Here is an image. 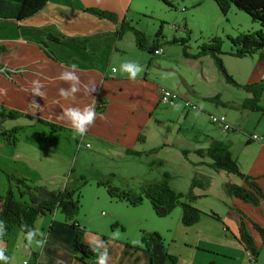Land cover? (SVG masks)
<instances>
[{
	"label": "crops",
	"instance_id": "0c3cea01",
	"mask_svg": "<svg viewBox=\"0 0 264 264\" xmlns=\"http://www.w3.org/2000/svg\"><path fill=\"white\" fill-rule=\"evenodd\" d=\"M139 5L140 0H46L38 11L18 21L0 18V46L3 47L0 50V63L13 70L9 76L0 74V112L13 109L25 113L28 116L25 117L26 123L15 126L21 127V131L32 126L34 118H41L66 128L60 131L74 133L72 137H67L71 140V150L74 149V144L77 153L81 149L87 150L80 152L81 157L96 156L109 161L117 159L122 165H129L132 169L135 164L143 166L142 163H146L147 157L153 158L156 161L150 160L149 164L157 165L156 174H159L160 170L169 176L168 184L175 191H184L193 175L209 177L210 182L204 190L195 189L194 192L201 196L194 201V205L203 212L212 210L218 219L202 213L196 222L184 226L179 221L180 208H175L171 221L164 229L153 227L161 236L166 251L175 255V264H264V242L255 228L257 226L264 232V144L251 140L250 134H246L242 139L237 138L231 134L239 128L235 119L229 118L220 109L211 111L209 105L214 103L204 98L219 95V92L206 93L205 88L196 87V84H205L202 66L203 62L208 63L205 55L188 59L178 52V44L167 42L165 36L162 40L158 39L159 53H147L135 46L133 35L129 31L118 38L115 37L113 31L117 22L97 18L84 11L85 7L109 10L118 19L124 18L133 24V16L141 11ZM135 27L145 33L143 29ZM47 34L64 36L58 41L45 40L46 48L55 59L48 57L36 43L44 40ZM152 35L147 39L148 42L151 41ZM174 35L178 36V33ZM65 37H77L84 40V43ZM261 53L263 56H256L254 63L247 67L244 81L234 79L235 82L245 84L264 78V51ZM124 62H134L142 66L143 71L135 80L129 79L128 74L120 70ZM172 62L185 63L184 68H189V74H184L186 69L174 68ZM73 64L77 65L76 71L70 67ZM65 71L74 72L79 77L80 91L74 98L65 99L59 95L61 88L70 87L59 79L60 74ZM211 74H214L213 69ZM33 81H39L43 85L41 91L45 93L43 97H36L40 109L34 115V110L29 106L33 98ZM89 82H94L97 87V91L92 95L84 92V85ZM160 88H167L178 94L179 97L173 105L159 102ZM249 96L246 95L243 99ZM184 100L197 104L196 109L185 106ZM196 100H201V103ZM98 101H101L102 108L96 111L97 119L83 137L74 132L70 122L59 118L62 112L70 107L83 109ZM226 102L228 106L222 107L232 111L248 110L240 108L241 102L235 105L230 99ZM261 107L257 123L264 117V106ZM188 109L196 112L190 114ZM200 112L207 115L223 114L230 124V129L222 131L216 127L217 131H222L217 135L215 132L203 133L197 123ZM101 115L103 119L100 118ZM179 117L188 122L184 130L187 132L185 139L191 143L190 148H179L173 144L172 131L177 133L182 130L180 125L175 127L172 124ZM34 132L33 137L48 141L49 137L44 134V130L34 129ZM258 132L264 133V128ZM212 140L223 142L235 159L239 171L257 184L262 196L256 204L242 201L222 191L223 181L242 185L240 180L219 171L214 172L206 165L198 163L208 159L199 157L192 151L205 149ZM18 141L20 140L15 139L13 143H9L4 140L7 145H3L12 150L5 152L3 159L7 162L0 163L1 168H5L7 174L23 177L32 184L44 185L49 189L62 188L66 183L62 180L63 173L56 171L53 174H44L39 171L35 163L29 160L37 159L41 154L25 148L17 150ZM160 144L167 145L138 156L123 152L125 148L147 151ZM169 148H176L178 152L179 149L187 150L185 156L180 154L184 162L183 169H187L184 172L187 176L181 184L172 185L177 175L165 169L167 160L161 153ZM108 167L107 175L124 176L117 167ZM135 173L137 171L128 170L125 176L128 179ZM215 175L219 193L214 198L212 188ZM149 180L158 179L154 177ZM12 183L9 182L11 188ZM7 186L8 182L4 176V179H0V194ZM202 200L209 201L204 206L198 205ZM116 201L131 208L142 203L141 200L140 204L132 206L124 201ZM58 212L54 210L34 220L33 226L38 238L32 243L24 241L17 227L12 228L6 240H0V248L5 250V255L9 258L8 264L22 259L26 260L27 264H97V258L82 259L74 253L72 240L76 234L83 243L89 245L93 239L98 238L93 246H99L101 251L106 244L109 256L107 264H149L148 252L140 244L139 235L141 230L152 229L149 225H142L135 215H123L120 211L116 215L113 209L102 221L87 215L74 217L77 226L71 227ZM240 227L253 243V256L237 240Z\"/></svg>",
	"mask_w": 264,
	"mask_h": 264
},
{
	"label": "rangeland",
	"instance_id": "374dc122",
	"mask_svg": "<svg viewBox=\"0 0 264 264\" xmlns=\"http://www.w3.org/2000/svg\"><path fill=\"white\" fill-rule=\"evenodd\" d=\"M168 1L173 5V7L164 5L160 0H140V5L138 6L141 10L139 11L140 14L134 15L132 22L135 26L145 31L146 39L151 37L154 30L160 24V31L162 35L161 38L165 36L167 42H171V39L173 37H186L185 51L192 54L197 51V46L199 43L205 42L211 37L217 36L220 39V54L218 55V57L220 58L225 72L235 80L244 81L247 67L251 66L254 63V61L256 60V55H246L240 58L231 56L229 54L231 45L226 36H233L237 32H253L257 29H260V31L264 35V27L259 26L255 21H252L244 12L234 8L233 6H230L226 10V13L224 15L221 14L213 0ZM174 25H177L178 29H176ZM177 33L178 36H175L174 34ZM178 52L181 53V47L179 44ZM205 59H207L208 63L203 62L204 64L202 66L203 73L205 74L204 77L206 79V85H203V83L196 84V87H198L199 89L205 88L206 93L219 92L218 98L219 100H222V98H224L222 100L225 102L224 106H228V102L226 101L229 99L232 100L233 105H235L239 104L242 101L243 97L249 95L241 88L225 82L222 78V75L216 69L212 58L209 55H205ZM172 65L177 69H186L184 74H189V68H184L185 63L172 62ZM212 69L214 74H211ZM172 86L175 90L174 84ZM196 101L201 103V100ZM257 103L260 106H264V87ZM209 106L211 108V111L214 112L220 109L224 111L229 118L235 119V121L239 124V128L235 129L231 134L239 139H242L246 134H258V131L264 128V117L261 122L257 123V119L261 115L260 111L247 110V112H235L229 108H224L222 107V105H219L217 103H215L214 105L210 104ZM189 112H191L190 114H193L196 112V110H189ZM5 114L6 110L0 112V163L7 162L6 159H3V156L5 155V152H8V150H12L9 147L4 146L7 144L6 142H4L5 139L3 138L4 136L2 135V132L15 127L16 125L21 126V124H25L27 121L25 117L9 118L5 116ZM197 123L199 125V129H201L203 133L214 134L215 132L217 135L222 132L217 131L216 127L209 123L207 119V113L200 112ZM172 124L175 127H177L178 125L182 127V130L177 133L172 131L171 138H173V144L179 148H190L191 143L185 139L187 132L184 130V128L188 126V122L185 120L183 121V119L179 117L175 122H172ZM34 129L44 130V134L49 137L48 141L39 137H33L35 136ZM11 135H14L15 139L20 140L18 141L17 150H22L25 148L28 151H33L41 154L37 159L29 160L32 163H35L39 171L43 172L44 174H53L56 171L59 173H63L62 180L66 181L67 186L71 187L72 189L76 188L78 193V208L74 217L87 215L93 217L96 220L102 221L111 214V211H113V209H115L116 215L119 211L123 215H128L127 213L135 215V217L138 218V221H140L142 225H149L151 227L152 230L149 231L158 233L157 231L153 230V227H161L164 229V226L171 221L173 210L175 208H180L178 205H175L166 215L158 217L155 216L151 211L147 199L142 198V203L140 204L139 202L140 205H136L132 208L127 207L126 205L116 201L115 199L108 197L105 188L102 185L96 183L99 179H106L108 180L109 185L117 187L118 189L137 192L138 186L142 182L151 181L149 179H153L154 177H157V179H159V177L161 176L160 174H162V171L160 170H158L159 174H156L158 168L157 165L149 164L150 160L156 161L153 158L147 157L146 163H142L144 167L139 164H135V168L132 169L129 165H122L123 163L119 162L117 159L109 161L99 159V157L96 156H93L92 158H87L86 156L81 157L80 152L83 151L84 153L87 150L85 151V149H81V151L77 153L75 144L74 149L71 150V140L70 138L67 139L68 136L72 137L74 133L63 131L52 132L46 126L40 125L38 123H32V126L23 128V131H21V129L19 128L16 131L12 132ZM161 156L167 160V166L165 169L169 170L174 175H177L172 185L181 184L184 177L187 176V174L185 176L184 173L187 171V169H183L184 162L181 160L180 153L176 148H169L168 151H163L161 153ZM108 165H110V167L115 166L120 169V173H122L124 176L126 174V171L128 172V170L137 171V173H135V175H132L128 179L126 178V176L124 177L121 175H107L106 171L107 169H109ZM4 169L5 168H1L0 166V179H4L5 174H7ZM28 170L29 169H26V171ZM219 172H221V174L224 173L220 170ZM230 176L234 179H237V177H235L234 175ZM208 179L210 182L209 177ZM216 181L217 176L215 175L213 183L214 188H212V190H214V198L219 193V190L216 187ZM13 184L14 183H12V190H14L15 188ZM187 187L184 191L181 190L182 192H179L184 193L187 190ZM195 189L198 188H193V192L195 191ZM208 201L209 200H202L198 203V205L204 206ZM111 226L112 228H114L113 223L111 224Z\"/></svg>",
	"mask_w": 264,
	"mask_h": 264
},
{
	"label": "trees",
	"instance_id": "16d2710c",
	"mask_svg": "<svg viewBox=\"0 0 264 264\" xmlns=\"http://www.w3.org/2000/svg\"><path fill=\"white\" fill-rule=\"evenodd\" d=\"M46 0H20L17 2L10 0H0V18H8L13 20H20L26 16H29L38 11ZM164 5L173 7L168 0H160ZM221 14H225L226 10L233 6L234 8L244 12L252 21H255L259 26L264 27V0H213ZM84 11L97 18L108 19L112 22H117V27L113 31L115 37H120L124 32L129 31L133 35L135 46L147 53H153L159 46L158 39L162 37L160 31V24L155 29L150 42L147 41L145 33L142 30L136 28L133 24H130L124 18L118 19L117 16L109 10L97 8V7H85ZM184 25V24H183ZM175 28L178 26L174 25ZM64 36L59 34L58 37L47 34L44 40L36 41L43 52L53 59L55 57L46 48L45 40L58 41L59 38ZM72 41H80L84 43V40L77 37H65ZM231 49L229 54L234 57H244L246 55L256 54L258 58L263 56L261 51H264V35L257 29L253 32H237L233 36L227 35ZM186 37L171 39V42H177L181 47V54L186 58H197L202 55H209L212 61L222 75L225 82L230 83L233 86L241 88L245 92L249 93V97L242 99L239 104L240 108L248 110L260 111L261 106L257 103L264 87V78H260L257 81L238 84L235 80L228 75L220 61L218 55L220 54V39L219 37H211L205 42H201L197 46L195 53H187L185 51ZM3 47L0 46V50ZM13 70L7 67L5 64L0 63V74L9 76ZM207 101H211L214 104L224 106L225 102L219 100L218 95L215 94L210 97L204 98ZM96 111H100L102 108L101 101L95 104ZM5 116L9 118L15 117H27L23 113L13 109L6 110ZM34 123H38L46 126L50 130L60 131L66 129L60 125L54 124L41 118H34ZM21 127H13L7 131L2 132L3 138L13 143L15 136L11 135ZM167 144H160L159 146L150 148L147 151H135L129 148H125L123 152L128 155L138 156L142 153L154 152L160 147ZM181 155L185 156L186 149H179ZM199 157H206L208 161H199L212 169L213 171H222L225 175H234L238 180L242 182V185L232 181H223L221 184L222 191L232 197H236L242 201L256 204L258 198L261 197V192L257 184L249 178L248 175L239 171L235 159L231 156L227 146L218 140H212L205 149H195L192 151ZM5 178L8 182V186L0 194V221L5 225L4 235L0 236V240L4 241L9 236L13 227H17L21 233L24 241H27L26 232L28 230H34V220L42 215L49 214L54 210L59 211L64 220L68 222L71 227L77 226L74 215L76 214L78 203V193L76 188L72 189L67 184L62 188L48 189L44 185L32 184L23 177H16L11 174H5ZM169 176L166 173H162L160 178L156 181L142 182L138 186L137 192H130L129 190H121L117 187L111 186L106 179H99L96 183L102 185L108 197L115 200L124 201L128 205L138 204L142 198L147 199L151 211L155 216L161 217L166 215L172 207L178 205L180 207V223L184 226L190 225L197 221L200 214L205 213L212 218L218 219V216L212 211L203 212L194 205V201L201 196L193 192V188L204 190L209 179L207 176L196 174L193 175L188 184L187 190L184 193L171 189L167 182ZM12 181L15 190L9 186V182ZM20 187V189H19ZM26 226V227H25ZM260 232L262 240L264 242V232L261 228L255 226ZM38 238V235L37 237ZM238 242H240L248 253L253 256L255 249L253 243L248 234L239 228V236H237ZM140 244L147 250L149 255V264H175L176 257L173 254H169L166 249L161 236L154 231H140L139 235ZM72 247L74 253L82 259H95L97 254L92 251V246L83 243L79 236L76 234L72 240Z\"/></svg>",
	"mask_w": 264,
	"mask_h": 264
},
{
	"label": "clouds",
	"instance_id": "9594fccd",
	"mask_svg": "<svg viewBox=\"0 0 264 264\" xmlns=\"http://www.w3.org/2000/svg\"><path fill=\"white\" fill-rule=\"evenodd\" d=\"M71 69H77V65L73 64L70 66ZM120 70L128 74V78L135 80L138 75L143 71L142 66L134 62H124L120 66ZM59 79L68 83L70 87L68 89L61 88L59 90V95L65 99L74 98L75 94L80 91V80L74 72L65 71L60 74ZM43 85L39 81H33V98L30 101V108L33 109V115L36 111L40 109V105L36 100V97H43L44 92L41 91ZM97 91V87L94 82H89V84L84 85V92L87 95H92V93ZM60 119L67 120L75 133L81 137L85 136L89 128L94 124L97 119V112L95 104L87 105L83 109L79 107H70L62 112L59 117ZM103 119V116H100ZM26 227V226H25ZM5 225L0 221V236L4 235ZM37 233L33 230H28L26 232V239L29 243L37 237ZM97 239H93L90 244L92 246V251L97 254V264H107L109 256L106 244L103 245V251L99 246H93ZM37 243H41L37 241ZM8 257L5 255V250L0 248V264H8Z\"/></svg>",
	"mask_w": 264,
	"mask_h": 264
},
{
	"label": "built area",
	"instance_id": "2783aa9c",
	"mask_svg": "<svg viewBox=\"0 0 264 264\" xmlns=\"http://www.w3.org/2000/svg\"><path fill=\"white\" fill-rule=\"evenodd\" d=\"M159 52H160L159 49H155L153 51V53H159ZM178 97H179L178 94L173 90H170L167 88H160L158 90V100H159V102H161L163 104L173 105L174 102L178 99ZM183 102H184L185 106H188L190 108L196 107L193 103H191L187 100H184ZM207 119H208L209 123H211L212 125H214L215 127L219 128L222 131H227L230 129V124L227 122V120L223 114L209 113L207 115ZM249 138L255 142H259V143L264 144V133H262V134L251 133L249 135ZM85 145L87 146L88 144H85ZM263 246H264V244H263ZM14 264H27V261L22 259L20 261L15 262Z\"/></svg>",
	"mask_w": 264,
	"mask_h": 264
}]
</instances>
